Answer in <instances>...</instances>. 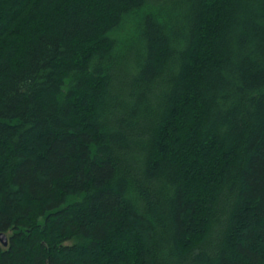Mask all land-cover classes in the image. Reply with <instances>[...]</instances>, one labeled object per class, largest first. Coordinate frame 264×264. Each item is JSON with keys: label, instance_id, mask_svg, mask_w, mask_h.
Instances as JSON below:
<instances>
[{"label": "trees", "instance_id": "trees-1", "mask_svg": "<svg viewBox=\"0 0 264 264\" xmlns=\"http://www.w3.org/2000/svg\"><path fill=\"white\" fill-rule=\"evenodd\" d=\"M0 264H264V0H0Z\"/></svg>", "mask_w": 264, "mask_h": 264}, {"label": "water", "instance_id": "water-1", "mask_svg": "<svg viewBox=\"0 0 264 264\" xmlns=\"http://www.w3.org/2000/svg\"><path fill=\"white\" fill-rule=\"evenodd\" d=\"M0 243L3 247L7 246V238L6 235L3 233L0 234Z\"/></svg>", "mask_w": 264, "mask_h": 264}, {"label": "rangeland", "instance_id": "rangeland-1", "mask_svg": "<svg viewBox=\"0 0 264 264\" xmlns=\"http://www.w3.org/2000/svg\"><path fill=\"white\" fill-rule=\"evenodd\" d=\"M6 238H7V236H6ZM7 243H8V238H7Z\"/></svg>", "mask_w": 264, "mask_h": 264}]
</instances>
